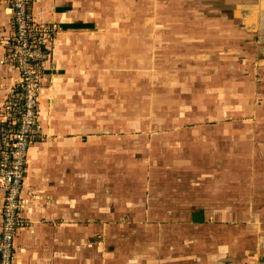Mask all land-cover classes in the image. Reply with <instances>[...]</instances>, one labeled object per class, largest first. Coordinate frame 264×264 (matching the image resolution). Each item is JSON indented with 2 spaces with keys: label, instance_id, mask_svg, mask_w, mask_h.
Listing matches in <instances>:
<instances>
[{
  "label": "crops",
  "instance_id": "1",
  "mask_svg": "<svg viewBox=\"0 0 264 264\" xmlns=\"http://www.w3.org/2000/svg\"><path fill=\"white\" fill-rule=\"evenodd\" d=\"M33 16L60 33L15 264H264V0H34ZM13 36L0 0V126ZM177 91L200 114L171 115ZM137 104L147 122L128 121Z\"/></svg>",
  "mask_w": 264,
  "mask_h": 264
},
{
  "label": "built area",
  "instance_id": "2",
  "mask_svg": "<svg viewBox=\"0 0 264 264\" xmlns=\"http://www.w3.org/2000/svg\"><path fill=\"white\" fill-rule=\"evenodd\" d=\"M7 2L14 36L8 43L6 62L19 70L22 81L10 94L5 125L0 126V193L5 197L0 224V264H15L18 232L27 227L22 191L29 149L45 138L38 117L41 96L47 89L43 67L52 60V45L59 27L36 21L34 0Z\"/></svg>",
  "mask_w": 264,
  "mask_h": 264
},
{
  "label": "rangeland",
  "instance_id": "3",
  "mask_svg": "<svg viewBox=\"0 0 264 264\" xmlns=\"http://www.w3.org/2000/svg\"><path fill=\"white\" fill-rule=\"evenodd\" d=\"M200 20H202V19H200ZM187 21V19H184V22H186ZM188 22V21H187ZM59 33H60V29H59ZM167 32H164V33H162L163 35L164 34H166ZM58 36H59V34H58ZM157 39V38H156ZM156 41V40H155ZM171 77V76H170ZM172 78V77H171ZM170 78V79H171ZM164 80H166L167 81V79H164ZM181 81H183V79H181ZM155 83H156V81H154ZM159 82V81H158ZM182 86L183 85H181L180 87H178L179 89H177V90H180L181 88H182ZM152 89H159V90H161V89H163L164 87L163 86H160V88L158 87V86H156V85H152V87H151ZM166 94V93H165ZM173 95L175 96V98H176V105L175 106H172V108H171V115H172V113H173V116L175 115L176 117V119L178 118V121L180 122V123H182L183 121L185 122V118H188V115L187 114H195V113H197V114H200V112L197 110V108L196 107H193V109H192V107L190 108V109H188V110H183V109H180L181 107H183L184 108V103H183V100H185V99H187L186 98V96H183V95H180V91H177L176 93H173ZM159 97V96H158ZM160 98V97H159ZM161 99V98H160ZM173 100V99H172ZM171 100V101H172ZM182 100V101H181ZM161 102V101H160ZM135 102H133L132 104H134ZM167 103L168 102H165L164 101V106H167ZM193 106V105H192ZM130 110L128 111V115L129 116H131L132 117V119L130 120L131 122H135V120H137V118L138 117H144V118H146L147 120H146V122L149 120V118H151V115L150 114H148L146 111H141L140 110V108H139V104H137V107H135V105H134V108H132V107H130L129 108ZM162 114L161 115H165L166 114V112H162V111H160ZM152 114H153V111H152ZM191 119V121H189L188 123H191V124H194V123H196L197 121V119L196 120H194V117H192V118H190ZM141 124V123H140ZM147 147H146V149H145V154H144V158H145V160H146V162H151L152 160H154V157H156V150H157V146L159 145V143H157V142H155V141H153V139H150V141H149V143H147V144H145ZM133 158H134V155L132 154L131 155ZM131 156L129 157V158H131Z\"/></svg>",
  "mask_w": 264,
  "mask_h": 264
},
{
  "label": "bare ground",
  "instance_id": "4",
  "mask_svg": "<svg viewBox=\"0 0 264 264\" xmlns=\"http://www.w3.org/2000/svg\"><path fill=\"white\" fill-rule=\"evenodd\" d=\"M127 118H128V121H130V120L132 119V117H131V116H129V115H128V117H127Z\"/></svg>",
  "mask_w": 264,
  "mask_h": 264
}]
</instances>
